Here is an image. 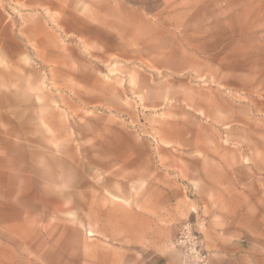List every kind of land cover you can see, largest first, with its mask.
<instances>
[{
  "label": "rangeland",
  "instance_id": "374dc122",
  "mask_svg": "<svg viewBox=\"0 0 264 264\" xmlns=\"http://www.w3.org/2000/svg\"><path fill=\"white\" fill-rule=\"evenodd\" d=\"M11 126L8 162L28 153L43 183L122 202L136 184L246 185L264 214V0H0Z\"/></svg>",
  "mask_w": 264,
  "mask_h": 264
},
{
  "label": "crops",
  "instance_id": "0c3cea01",
  "mask_svg": "<svg viewBox=\"0 0 264 264\" xmlns=\"http://www.w3.org/2000/svg\"><path fill=\"white\" fill-rule=\"evenodd\" d=\"M13 134L0 131V264H184L169 242L193 213L203 219L208 264H264V214L246 185L149 183L143 192L136 184L128 202L111 201L86 182L62 189L57 173L41 182L46 170L30 166L28 153L8 162ZM25 176L38 183L25 188Z\"/></svg>",
  "mask_w": 264,
  "mask_h": 264
},
{
  "label": "built area",
  "instance_id": "2783aa9c",
  "mask_svg": "<svg viewBox=\"0 0 264 264\" xmlns=\"http://www.w3.org/2000/svg\"><path fill=\"white\" fill-rule=\"evenodd\" d=\"M203 219L180 223L169 245L177 250L184 264H208L210 253L205 248L201 227Z\"/></svg>",
  "mask_w": 264,
  "mask_h": 264
}]
</instances>
